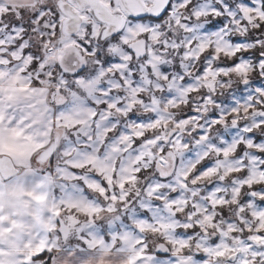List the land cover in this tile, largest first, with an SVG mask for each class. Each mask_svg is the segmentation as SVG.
<instances>
[{"label": "snow or ice", "instance_id": "obj_1", "mask_svg": "<svg viewBox=\"0 0 264 264\" xmlns=\"http://www.w3.org/2000/svg\"><path fill=\"white\" fill-rule=\"evenodd\" d=\"M0 264H264V0H0Z\"/></svg>", "mask_w": 264, "mask_h": 264}]
</instances>
